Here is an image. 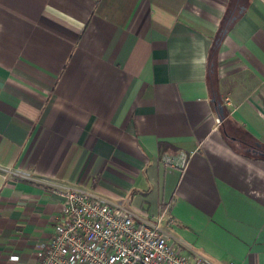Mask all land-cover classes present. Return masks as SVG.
<instances>
[{"label": "crops", "instance_id": "crops-1", "mask_svg": "<svg viewBox=\"0 0 264 264\" xmlns=\"http://www.w3.org/2000/svg\"><path fill=\"white\" fill-rule=\"evenodd\" d=\"M255 142L264 0H0V264L33 262L69 186L162 212L190 256L264 264Z\"/></svg>", "mask_w": 264, "mask_h": 264}, {"label": "built area", "instance_id": "built-area-1", "mask_svg": "<svg viewBox=\"0 0 264 264\" xmlns=\"http://www.w3.org/2000/svg\"><path fill=\"white\" fill-rule=\"evenodd\" d=\"M161 158L183 165L186 154L180 152L175 158L162 153ZM61 195L60 209L52 216V233L38 242L31 264H217L203 253L184 252L162 227V212L138 220L132 210L84 189L69 186ZM9 257L18 255L12 252Z\"/></svg>", "mask_w": 264, "mask_h": 264}, {"label": "trees", "instance_id": "trees-1", "mask_svg": "<svg viewBox=\"0 0 264 264\" xmlns=\"http://www.w3.org/2000/svg\"><path fill=\"white\" fill-rule=\"evenodd\" d=\"M238 11H239V8L235 7V6H228L221 19H220V22H219V25H218V30H217V34H216V38H215V43L212 47V53H210V57H209V60H210V64H209V69H211L213 66L211 65V63L213 62V52L215 51L216 49V45L218 43V41L220 40V38L222 37V35L226 32V30L229 28V26L233 23V21L236 19V17L238 16ZM217 101H219V99L217 98H212V102H213V106L214 108L216 109L217 113L219 116H222L223 115V108L221 110H218L217 109ZM253 147H255L256 149H259V150H262L264 151V145L260 142H255L254 145H252ZM252 154H255V155H261L264 157V152H251Z\"/></svg>", "mask_w": 264, "mask_h": 264}, {"label": "water", "instance_id": "water-1", "mask_svg": "<svg viewBox=\"0 0 264 264\" xmlns=\"http://www.w3.org/2000/svg\"><path fill=\"white\" fill-rule=\"evenodd\" d=\"M217 109H218V110H221V109H222V105H221V103H220L219 101H217ZM250 149H252V150H256V151H258V152H264V151H262V150L256 149L255 147H250Z\"/></svg>", "mask_w": 264, "mask_h": 264}]
</instances>
